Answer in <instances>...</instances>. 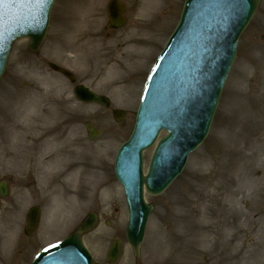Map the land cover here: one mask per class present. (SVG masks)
<instances>
[{"label": "rangeland", "instance_id": "rangeland-1", "mask_svg": "<svg viewBox=\"0 0 264 264\" xmlns=\"http://www.w3.org/2000/svg\"><path fill=\"white\" fill-rule=\"evenodd\" d=\"M109 1L57 0L41 50L32 53L23 39L11 51L0 80V153L14 123L59 122L57 134L74 129L80 137V168L100 175L67 182L66 163L48 175L39 152L20 170L11 163L1 168L9 196L0 207V264H12L25 240V212L38 202L37 190L45 199V217L22 264L75 231L91 212L99 225L83 241L95 264L107 263L114 240L123 245L118 264H264V2L240 38L208 138L163 195L146 196L155 211L137 261L126 239L128 211L114 160L133 131L147 75L185 0H120L129 21L119 32L108 28ZM50 63L71 70L76 84L53 72ZM79 84L109 96L114 105L104 110L79 103L73 94ZM114 109L126 113L124 123L114 122ZM87 123L102 130L100 138L89 139ZM153 152L145 154V171ZM73 157L71 170L78 166ZM97 182L113 193L102 194ZM70 207L75 209L68 213Z\"/></svg>", "mask_w": 264, "mask_h": 264}, {"label": "water", "instance_id": "water-1", "mask_svg": "<svg viewBox=\"0 0 264 264\" xmlns=\"http://www.w3.org/2000/svg\"><path fill=\"white\" fill-rule=\"evenodd\" d=\"M55 0H3L0 3V79L17 39L28 38L30 50L38 52L47 36ZM262 0H187L181 21L153 68L137 114L136 126L128 142L119 150L115 169L124 187L129 212L126 235L136 259L144 241L154 207L146 204L151 196L163 194L183 172L191 153L209 135L228 74L237 55L238 41L249 26ZM125 7L117 0L108 6L109 26L122 29ZM51 68L75 82L74 76L55 65ZM78 99L108 109L109 99L88 88H76ZM116 121H124L121 111ZM92 139L100 130L87 126ZM162 131L169 134L157 145L147 176L144 151L152 148ZM6 197V184L0 186ZM98 218L87 217L78 232L59 245L44 251L33 264H94L81 235L92 231ZM38 215L29 218L26 234L32 236ZM122 244L113 242L108 264H116Z\"/></svg>", "mask_w": 264, "mask_h": 264}, {"label": "bare ground", "instance_id": "bare-ground-1", "mask_svg": "<svg viewBox=\"0 0 264 264\" xmlns=\"http://www.w3.org/2000/svg\"><path fill=\"white\" fill-rule=\"evenodd\" d=\"M56 51L61 54L65 53L60 48H57ZM262 69H264V67ZM262 101L264 102V93ZM58 125L59 122L14 123L10 128L8 144L2 148L0 153V169H4L11 163L13 169L20 170L25 166L26 160L31 155L39 152L40 166H42L41 168H43L48 175L58 165L61 166L66 163V169L64 172L66 173V170L69 172L68 174L66 173L67 182H70L83 174L98 179L100 175L99 172L95 170L86 171L85 169L80 168L77 160L81 158L82 153L80 149L82 145H80V137L76 135L75 130L72 129L67 136L57 134L56 129ZM71 157L76 160L72 161V163L78 164L74 170L70 169L71 163H68ZM97 185V188L99 187V189H103L102 194L113 193L112 189L103 187V183L97 182ZM74 209L75 207L71 208L68 213L74 211ZM262 218L264 221V217ZM259 230L264 233V227Z\"/></svg>", "mask_w": 264, "mask_h": 264}, {"label": "flooded vegetation", "instance_id": "flooded-vegetation-1", "mask_svg": "<svg viewBox=\"0 0 264 264\" xmlns=\"http://www.w3.org/2000/svg\"><path fill=\"white\" fill-rule=\"evenodd\" d=\"M34 197L38 200V202L35 203V205H33V207H38L40 209V218L42 221L45 217V208L43 205V203L45 202V199H42V194L38 190H37V193L34 194ZM36 236H34L33 238H30V239H27L26 240L27 242H24V243H21L18 245V249L20 252H19V256L17 257V259L15 261V264H21V262L23 261V259L26 256V252L28 251V248L27 249H24V248L26 247L27 243L29 245V242L31 240L35 239Z\"/></svg>", "mask_w": 264, "mask_h": 264}, {"label": "snow or ice", "instance_id": "snow-or-ice-1", "mask_svg": "<svg viewBox=\"0 0 264 264\" xmlns=\"http://www.w3.org/2000/svg\"><path fill=\"white\" fill-rule=\"evenodd\" d=\"M3 2V0H0V3H2Z\"/></svg>", "mask_w": 264, "mask_h": 264}]
</instances>
